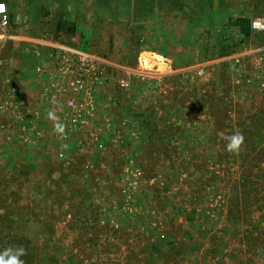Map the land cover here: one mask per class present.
<instances>
[{
  "label": "rangeland",
  "instance_id": "1",
  "mask_svg": "<svg viewBox=\"0 0 264 264\" xmlns=\"http://www.w3.org/2000/svg\"><path fill=\"white\" fill-rule=\"evenodd\" d=\"M1 1L22 40L0 59V250L10 232L39 264H264V61L254 69L249 55L264 35L250 30L228 56L216 47L264 17V0H143L156 12L139 21L135 0ZM182 1L184 13H167ZM52 37L119 67L68 140L25 51V39ZM235 55L259 76L251 85L235 84ZM250 121L260 137L248 148Z\"/></svg>",
  "mask_w": 264,
  "mask_h": 264
},
{
  "label": "built area",
  "instance_id": "2",
  "mask_svg": "<svg viewBox=\"0 0 264 264\" xmlns=\"http://www.w3.org/2000/svg\"><path fill=\"white\" fill-rule=\"evenodd\" d=\"M8 22L7 6L0 2V26L6 28ZM249 27L251 32L264 35V17L253 18ZM25 42V51L28 53L27 58L32 62V72L39 82L43 105L46 109L61 112L56 115L59 122L66 123L67 127L60 139L68 140L77 134L79 128L88 125L96 110L93 95L97 87L103 86L108 80L110 69L119 67L101 56L59 40L26 39ZM261 53L262 55H259ZM250 54L255 56L252 58L253 68L258 69L264 61V46L249 51ZM235 56L234 63L229 66L234 74L235 84L240 85L243 82V85H251L259 76L246 74L238 59L240 55Z\"/></svg>",
  "mask_w": 264,
  "mask_h": 264
},
{
  "label": "trees",
  "instance_id": "3",
  "mask_svg": "<svg viewBox=\"0 0 264 264\" xmlns=\"http://www.w3.org/2000/svg\"><path fill=\"white\" fill-rule=\"evenodd\" d=\"M141 1H143V0H135L136 7L134 9V17L137 21H139V19L141 20V18H143V16L146 14L151 15V12H156L155 7H154V3H151V4H147L145 2L140 3ZM259 1L262 2V0H253V2H254L253 8L255 7L256 3H258ZM185 4L186 3H184V1H182V4H176V5H174L173 3H170L167 7V13L171 12L174 15L177 12L184 13ZM186 7L189 8L190 6L186 5ZM192 9H193V7H192ZM175 11H177V12L174 13ZM181 18H182V20H186V22H187L186 24H189L188 23V17L185 14L184 15L181 14ZM239 23L237 22V25H236V27H238V31H237L238 33L236 35L232 34L229 37L230 39H229L228 43H224L223 38H221L222 36H218V38L216 39V47L218 48L217 49L218 56H220V57L228 56L233 51H235L244 40H247L249 38L250 27H248L245 24H241V23L239 24ZM238 35H240V38L238 37ZM180 38H182V36ZM51 39L57 40L53 37ZM84 43L85 42L70 44V45L75 46V47H80L84 50L86 49L87 51H90L88 49V47L86 45H84ZM91 52H93V51H91ZM144 122L146 123L145 127L148 129L147 145H150V143L153 145V141L157 142V140H158L157 137H155V139H153V136L155 135L156 131L150 128L151 123H148L147 121H144ZM249 126L250 127L247 129L248 131L246 132L247 133L246 134V140L244 142L248 148H249V146H252V144L254 143L253 137H255V138L260 137V134L258 135L256 133H254V130L257 128L256 122L250 121ZM260 142L262 143L264 141L260 138L259 143ZM255 150H256V147H251V149H250V151L252 153L255 152ZM263 150H264V148H263ZM1 238H2L1 242L3 244V246H2L3 249L8 247L9 245L23 246L26 249L27 254L24 257H22V259L24 260V264H30V263L32 264L33 261H34V263L38 262L37 264L40 263V257H41L40 254L42 252L36 250V248L34 250H31V249L27 250L26 246L29 247V244H28L29 241L26 238H23V236H21V234L15 235L14 233L9 232V233L2 235ZM15 240H16V242H15ZM93 240L94 239L89 238L88 243L92 244ZM12 241L15 243L13 244Z\"/></svg>",
  "mask_w": 264,
  "mask_h": 264
},
{
  "label": "clouds",
  "instance_id": "4",
  "mask_svg": "<svg viewBox=\"0 0 264 264\" xmlns=\"http://www.w3.org/2000/svg\"><path fill=\"white\" fill-rule=\"evenodd\" d=\"M46 118L53 122L54 131L63 137L65 126L59 122V117L56 115V111L54 109H49L46 113ZM225 139L227 141L225 145L226 150L230 152L239 151L244 142V136L239 131L226 136ZM61 147L66 149L68 148V145L63 144ZM26 254V249L23 246L9 245L3 250H0V264H24L22 257Z\"/></svg>",
  "mask_w": 264,
  "mask_h": 264
},
{
  "label": "crops",
  "instance_id": "5",
  "mask_svg": "<svg viewBox=\"0 0 264 264\" xmlns=\"http://www.w3.org/2000/svg\"><path fill=\"white\" fill-rule=\"evenodd\" d=\"M0 2H3L0 0ZM4 3V2H3ZM5 5L7 6V9L9 8V6L5 3ZM8 25L6 28H2L0 26V59L1 56L3 55V52L6 49V44L8 42L10 43H16V41L19 42V40H22L18 35H16L17 31L12 29V25H11V20H10V15H9V10H8ZM26 40V39H25ZM25 42V41H24ZM26 43V42H25ZM27 44V43H26ZM257 50V49H256ZM250 51H253L250 50ZM38 87V86H37ZM40 91V88L38 89V92Z\"/></svg>",
  "mask_w": 264,
  "mask_h": 264
}]
</instances>
